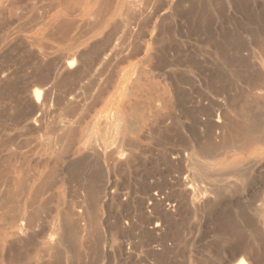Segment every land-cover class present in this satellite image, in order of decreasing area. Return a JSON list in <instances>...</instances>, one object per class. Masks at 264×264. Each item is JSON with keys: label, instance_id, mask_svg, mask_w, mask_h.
<instances>
[{"label": "rangeland", "instance_id": "374dc122", "mask_svg": "<svg viewBox=\"0 0 264 264\" xmlns=\"http://www.w3.org/2000/svg\"><path fill=\"white\" fill-rule=\"evenodd\" d=\"M16 1L0 0V114H4L0 119L10 135L19 136L18 147L24 144L20 146L22 151L34 153L30 162L23 163L22 171L40 176L36 187L52 173L55 182L39 197L38 206L45 213H39L41 231L34 237L37 239L31 238L28 243L26 240L25 248H10L7 243L5 250H0V264H234L241 259L249 264H264V207L260 203L264 195V143L252 149L216 154L223 133L213 128L217 116L241 124L245 120L241 116L246 115V119L255 120L256 137L264 138V0ZM65 1L72 4L65 5ZM85 24L89 30L86 33ZM56 32L60 37L55 36ZM111 40L112 44L108 42ZM98 45L105 50L110 45L114 62L109 58L108 63L112 66L102 62L104 54ZM85 52L91 58L84 56ZM72 55L84 56L87 64L97 55V66L85 63L88 68L94 67L86 70L82 64L78 69H83L84 75L78 71L76 77L66 79L61 66ZM30 57H38L39 61H31ZM49 60L53 62L51 66ZM10 64L14 70H10ZM3 67L6 71H2ZM37 70L51 72L58 89L61 85L63 89L68 87L59 91L55 85V102L76 93L81 96V107L89 106L82 111L75 103V114H81L65 116L74 121L76 141L63 161L57 159V149L50 154L44 145L48 134L56 139L51 129L64 116L54 111L46 117L45 126L38 129L28 125L26 116L18 112L20 105L24 112L28 110L35 89L31 80ZM3 72L5 76L10 74L11 81L9 77V81L2 78ZM27 73L31 76L25 77ZM60 92L65 95L62 99ZM15 108L18 110H12ZM209 146L214 148L207 150ZM88 150L93 151L89 154ZM43 160L49 161L48 168ZM80 200L89 210L95 206V223L100 229L96 228L92 238L72 245L53 242L51 234L62 223L67 209L76 216L91 214L83 211L85 206ZM85 220L83 224L88 222ZM49 245L58 246V251H49Z\"/></svg>", "mask_w": 264, "mask_h": 264}, {"label": "bare ground", "instance_id": "6f19581e", "mask_svg": "<svg viewBox=\"0 0 264 264\" xmlns=\"http://www.w3.org/2000/svg\"><path fill=\"white\" fill-rule=\"evenodd\" d=\"M16 1V0H15ZM34 1V0H33ZM43 1V0H42ZM60 1V0H59ZM82 0H77L76 2L78 3H80ZM103 1V0H102ZM17 2V1H16ZM15 2V3H16ZM18 2H20V1H18ZM22 2V1H21ZM30 2H32V1H30ZM61 2V1H60ZM59 2V3H60ZM68 2V1H67ZM67 2L65 1V5H67ZM75 2V1H74ZM75 2V3H76ZM99 2H101V1H99ZM7 3V2H6ZM39 3V2H38ZM53 3H54V0H53ZM61 3H63V0H62V2ZM68 3H70V2H68ZM75 3H74V7H75ZM165 3V2H164ZM3 4V3H2ZM12 4V3H11ZM32 4V3H31ZM33 4H34V2H33ZM70 4H72V2L70 3ZM70 4H68V6H70L71 7V5ZM108 4V3H107ZM129 4H130V2H129ZM77 5V4H76ZM79 5V4H78ZM108 5H110V4H108ZM143 5H144V3H143ZM156 5V4H155ZM158 5H159V3H158ZM165 5V4H164ZM7 6V5H6ZM26 6V5H25ZM29 5L27 4V7H28ZM32 7H33V5H31ZM59 6H60V4H59ZM67 6V7H68ZM113 6V5H112ZM5 7V6H4ZM11 7H12V5H11ZM110 7V6H109ZM43 8L44 7H42V10H43ZM46 8H47V6H46ZM49 8V7H48ZM72 8V7H71ZM4 9V8H3ZM18 9V8H17ZM25 9V8H24ZM49 9H52V8H49ZM55 9H57V8H55ZM61 9V8H60ZM129 9V8H128ZM146 9V8H145ZM144 9V10H145ZM46 10V9H45ZM52 10H54V9H52ZM52 10H50V11H52ZM66 10V9H65ZM125 10H127V9H125ZM143 10V9H142ZM143 10V11H144ZM14 11H15V9H14ZM17 11V10H16ZM25 11V10H24ZM35 11V10H34ZM34 11H33V13H34ZM37 11V10H36ZM152 11V10H151ZM26 12H28V11H26ZM42 12V11H41ZM40 12V14H43V13H41ZM73 12V11H72ZM135 12H136V10H135ZM139 12H142V11H139ZM154 12V11H153ZM60 13V12H59ZM68 13V12H67ZM127 13V12H126ZM16 14H18V13H16ZM24 14V13H23ZM46 14V13H45ZM129 14V13H128ZM13 15H14V13H13ZM19 15V14H18ZM92 16V15H91ZM33 17V16H32ZM124 17V16H123ZM1 18V17H0ZM44 18V17H43ZM45 19V18H44ZM58 19V18H57ZM64 19V18H63ZM67 19V18H66ZM72 19V18H71ZM101 19H102V17H101ZM2 21H3V19H1ZM0 20V21H1ZM5 20V19H4ZM7 20V19H6ZM5 20V21H6ZM32 20V19H31ZM35 21H36V19H34ZM89 20V19H88ZM128 20H129V18H128ZM8 21V20H7ZM6 21V22H7ZM64 21V20H63ZM139 21V20H138ZM18 22V21H17ZM65 22V21H64ZM67 22V21H66ZM70 22V21H69ZM68 22V23H69ZM126 22V21H125ZM3 24H5L4 22H2ZM8 23V22H7ZM11 23V22H10ZM14 23V22H13ZM26 23V22H25ZM72 23H73V21H72ZM127 23V22H126ZM130 23H132V22H130ZM66 24V23H65ZM71 23H69L68 25H70ZM89 24V23H88ZM100 24V23H99ZM118 24H119V22H118ZM118 24H116V25H118ZM128 24V23H127ZM72 25V24H71ZM84 25V24H83ZM90 25L91 24H89V27H90ZM120 25V24H119ZM130 25V24H129ZM133 25V24H132ZM3 26V25H2ZM5 26V25H4ZM18 26H20L19 24H18ZM148 26V25H147ZM58 27V26H57ZM74 27V26H73ZM82 27V26H81ZM135 27V26H134ZM31 28V27H30ZM56 28V27H55ZM65 28V27H64ZM86 28V24H85V27L83 28V30H85V33H86V30L89 32V30L88 29H85ZM94 28V27H93ZM116 28V27H115ZM130 28V27H129ZM15 29V28H14ZM19 29V28H18ZM54 29V28H53ZM61 29V28H60ZM75 29V28H74ZM73 29V30H74ZM90 29V28H89ZM118 29V28H117ZM17 30V29H16ZM24 30L26 31V29H25V27H24ZM27 30H28V28H27ZM30 30V29H29ZM28 30V31H29ZM66 29H64L63 31L64 32H66L65 31ZM72 30V29H71ZM91 30H92V28H91ZM90 30V31H91ZM119 30V29H118ZM117 30V31H118ZM131 30V29H130ZM137 30V29H136ZM32 31V30H31ZM132 31V30H131ZM135 31V30H134ZM138 31H140V30H138ZM16 32V31H15ZM54 32V31H53ZM59 32V31H58ZM61 32H62V30H61ZM63 32V33H64ZM82 31H80V33H81ZM84 32V31H83ZM82 32V33H83ZM137 32V31H136ZM72 33V32H71ZM80 33H77V36H79L78 34H80ZM131 33V32H130ZM134 33V32H133ZM158 33V32H157ZM55 34H57V35H55V36H58L59 34H60V32H59V34L56 32ZM67 34H68V32H67ZM70 34V33H69ZM69 34H68V36H69ZM142 34V33H141ZM144 34V33H143ZM6 35V34H5ZM4 35V36H5ZM53 35V34H52ZM61 35V34H60ZM60 35H59V37H60ZM64 35H66V34H64ZM81 35V34H80ZM83 35V34H82ZM82 35H81V37H82ZM131 35H132V33H131ZM135 35V34H134ZM7 36V35H6ZM76 35H75V38L77 37ZM126 37H127V35H125ZM133 36V35H132ZM157 36V35H156ZM65 37H67V36H65ZM64 36H63V38H65ZM80 37V36H79ZM78 37V38H79ZM140 37H141V35H140ZM50 38H51V36H50ZM54 38V37H53ZM62 38V39H63ZM77 38V39H78ZM52 39V38H51ZM110 39V38H109ZM133 39V38H132ZM1 40V39H0ZM20 40V39H19ZM58 40H61V39H58ZM74 40V39H73ZM77 41V40H76ZM156 41V40H155ZM64 41H62V43H63ZM109 43H111L112 42V40L111 41H108ZM135 42V41H134ZM158 42V41H157ZM15 43V42H14ZM95 43V42H94ZM106 44H109V43H107V42H105ZM104 43V45H106ZM125 43V42H124ZM21 44V43H20ZM27 44V43H26ZM112 44V43H111ZM110 44V45H111ZM153 44V43H152ZM16 45V44H15ZM18 45V44H17ZM103 45V44H102ZM109 45V46H110ZM126 45V44H125ZM18 46H20V45H18ZM30 46H31V44H30ZM108 46V47H109ZM139 46V45H138ZM22 47V46H21ZM98 47H99V45H98ZM102 47V46H101ZM108 47L106 48V50L102 47V48H100V51H102L101 53H103L104 54V57L102 58V62H104V63H108V60H110L111 59V61H113V59L112 58H110L111 56H110V53L112 52L110 49H108ZM119 47V46H118ZM23 48H25V47H23ZM47 48V47H46ZM97 48V47H96ZM142 48V47H141ZM140 48V49H141ZM91 49V48H90ZM93 49H94V46H93ZM93 49H91V50H93ZM121 49V48H120ZM130 49V48H129ZM133 49V48H132ZM139 49V48H138ZM139 49V50H140ZM261 49H263V48H261ZM34 50V49H33ZM37 50V49H36ZM82 50V49H81ZM88 51V50H87ZM95 51H96V49H95ZM115 51V50H114ZM123 51V50H122ZM125 51V50H124ZM82 52V51H81ZM135 52H136V50H135ZM18 53V52H17ZM34 53H35V51H34ZM38 53V52H37ZM113 53V52H112ZM23 54V53H22ZM48 55H49V53H47ZM79 54V53H78ZM85 54L87 55V52H85L84 53V56H85ZM91 54V53H90ZM94 54V53H93ZM95 54H96V52H95ZM126 54H128V52H126ZM26 55V54H25ZM31 55H33V54H31ZM36 55V54H35ZM40 55V54H39ZM51 55V54H50ZM81 55V54H80ZM128 55H130V52H129V54ZM263 55V54H262ZM30 56V55H29ZM34 56V55H33ZM32 56V57H33ZM42 56V55H41ZM69 56V55H68ZM74 55H72L71 57H73ZM84 56H82V57H80V58H77V57H73L71 60H70V58H68L69 60L67 61H65L64 63H63V65L61 66V70L62 71H66L65 73H66V76H65V78L66 79H69V78H73V77H76V75L78 74V71H79V69H78V67L80 66V65H84V67L86 68V70L88 69H90V68H92V67H90V66H95L94 65V63H96L97 61H98V58L99 57H97V55H95L96 57L93 59L92 58V60H91V62L89 61V63L88 64H90V68H88V64L85 62V60H84ZM87 56H89V54L87 55ZM115 56H116V54H115ZM119 56V55H118ZM117 56V57H118ZM127 56V55H126ZM90 57V56H89ZM93 57H94V55H93ZM114 57V56H113ZM26 58V57H25ZM36 59L38 58V57H35ZM43 58H44V56H43ZM42 58V59H43ZM54 58V57H53ZM52 58V59H53ZM67 58V57H66ZM91 58V57H90ZM110 58V59H109ZM116 58V57H115ZM131 58V57H130ZM10 59V58H9ZM27 59V58H26ZM29 59V58H28ZM27 59V60H28ZM30 59H31V57H30ZM36 59H31V61L33 60V61H35ZM54 59H56V58H54ZM58 59H59V57H58ZM47 60V59H46ZM86 60H87V57H86ZM88 60H90V59H88ZM97 60V61H96ZM115 60H117V59H115ZM3 61H4V59H3ZM6 62H7V60H5ZM24 61H26V60H24ZM38 61H39V58H38ZM51 61V63L49 64L50 66H51V64L53 63L52 62V60H49V62ZM60 61V60H59ZM107 61V62H106ZM23 62V61H22ZM29 62H30V60H29ZM40 62H41V59H40ZM48 62V61H47ZM47 62H46V65H47ZM57 63H58V61H56ZM110 62V61H109ZM114 62V61H113ZM11 63V62H10ZM87 65H86V64ZM116 63V62H115ZM118 63V62H117ZM157 63H158V61H157ZM6 64V63H5ZM8 65H9V63H7ZM6 64V65H7ZM24 64V63H23ZM22 64V65H23ZM31 64H33L32 62H31ZM54 64H55V60H54ZM53 64V65H54ZM99 64V63H98ZM101 64V63H100ZM27 65V64H26ZM26 65H24V66H26ZM46 65L44 66V67H46ZM55 65H57V64H55ZM113 64H111L110 63V65H109V63H108V65L106 64V66H112ZM11 66V67H10ZM10 70H12V68H13V66L10 64ZM35 66V65H34ZM33 66V67H34ZM37 66V65H36ZM50 66H49V68H50ZM97 66V65H96ZM95 66V67H96ZM103 66H105V64L103 65ZM158 66V65H157ZM160 66L162 67V65L160 64ZM6 67V66H5ZM28 67H29V65H28ZM38 67V66H37ZM36 67V68H37ZM40 67L41 66H39L38 68L40 69ZM56 67V66H55ZM154 67H155V65H154ZM35 68V67H34ZM80 68V67H79ZM94 68V67H93ZM92 68V69H93ZM104 68V67H103ZM111 68V67H110ZM158 68V67H157ZM156 68V69H157ZM1 69V68H0ZM4 69V67L2 68V71H6V70H3ZM30 69V68H29ZM51 69H53V70H51V71H54V68L53 67H51ZM58 69V68H57ZM56 69V70H57ZM60 69V68H59ZM13 70H14V68H13ZM35 71H36V69H34ZM43 70V69H42ZM45 70V69H44ZM109 70V69H108ZM112 70V69H111ZM150 70V69H149ZM1 71V70H0ZM20 71V70H19ZM38 71V70H37ZM91 71V70H90ZM139 71V70H138ZM14 72V71H13ZM21 72V71H20ZM30 72V71H29ZM80 72V71H79ZM82 72V73H81ZM81 74H83L84 73V71H83V69L81 70ZM143 72V71H142ZM2 73V72H1ZM4 73V72H3ZM90 73V72H89ZM99 73V72H98ZM101 73V72H100ZM111 73V72H110ZM110 73H107V74H110ZM113 73V72H112ZM122 73V72H121ZM147 73V72H146ZM5 74L6 73H4L3 74V76H2V78H8L9 76H10V74H9V76H5ZM15 75H17L16 74V72L14 73ZM105 74V73H104ZM139 74H141V72L139 71ZM7 75H8V73H7ZM19 75V74H18ZM17 75V76H18ZM28 75V76H27ZM52 74H51V72L50 73H46V71L44 72V71H41V72H36L33 76H32V80L31 81H33V83H34V90H32V92H31V97H30V100H29V102H28V108H26V110L27 111H23V110H21L22 108H21V105H20V107L18 108L19 110H21V111H19L17 108H15V109H12V110H18V112H21V116H26V117H24V118H26L25 120L27 121V124L28 125H30L31 127H33V128H38V129H40V128H42L43 126H45V122H48V121H46L47 119H46V117L48 116V114L50 115L51 113L53 114V112L54 111H56L55 113H57V112H60L61 113V115H63L64 116V118L63 119H59L58 121H59V123L57 124V126H55V128H53V129H51V131L53 132V134H55L57 137H56V139H53V136H50V134H48L49 136V138H48V140L46 141V144L44 145L45 146V149H46V151L48 150L49 152H50V154H52V150L55 148V149H57V151L55 150V152H56V154H57V159H59V160H61L63 157H67V156H65L66 154H68V152H69V149H70V147L72 148V146L74 145V143H75V141H76V135H75V131H74V121L73 120H67V118L68 117H65V116H69L71 113H73V114H75L76 113V110H77V108H75L74 107V105H77V104H75V103H79V105H80V98H81V96L79 95L78 96V94H70V95H68V97H65V95L63 94V92H60V93H62L60 96L58 95V94H56L55 96H59L61 99H62V95H63V97H65L66 99H65V101H57V102H55L54 100H53V94H54V89H56V87H57V84H56V82L53 80V78H52V76H51ZM57 75V74H56ZM84 75V74H83ZM85 75H87V73L85 74ZM90 74H88V76H89ZM101 75V74H100ZM99 75V76H100ZM103 75V74H102ZM144 75V74H143ZM149 75H151V74H149ZM29 76H31V74L29 75L28 73L26 74V76L25 77H29ZM91 76V75H90ZM105 76V75H104ZM140 76V75H139ZM55 77V76H54ZM78 77V76H77ZM84 77H87V76H84ZM120 77V76H119ZM142 77V76H141ZM140 77V78H141ZM144 77V76H143ZM171 77V76H170ZM11 77H9V79H10ZM57 78V77H56ZM64 78V79H65ZM98 78V77H97ZM96 78V79H97ZM100 78V77H99ZM111 78V77H110ZM9 79H7V81H9ZM12 79V78H11ZM11 79H10V81H11ZM24 79V78H23ZM27 78H25V80H26ZM30 79V78H29ZM60 79V78H59ZM78 79V78H77ZM81 79V78H80ZM84 79V78H83ZM88 79V78H87ZM95 79V78H94ZM101 79V78H100ZM100 79H98V80H100ZM1 80V79H0ZM85 80V79H84ZM84 80H83V82H84ZM144 80V79H143ZM4 81H5V79H4ZM87 81V80H86ZM102 81H104V80H101V83H106V81H104V82H102ZM112 81V80H111ZM145 81V80H144ZM20 82V81H19ZM25 82V84L27 83L26 81H24ZM60 82H62V81H60ZM60 82H58V84H61ZM82 82V81H81ZM143 82V81H142ZM174 82V81H173ZM95 83V82H94ZM100 83V82H99ZM108 83V82H107ZM114 83L115 82H113V84L112 85H114ZM151 83V82H150ZM0 84H3L2 82L0 83ZM22 84V83H21ZM74 84V83H73ZM72 84V85H73ZM132 84V83H131ZM134 84V83H133ZM148 84V83H147ZM155 84V83H154ZM29 85V84H28ZM55 85H56V87H55ZM76 85H78V84H76ZM84 86L86 85V84H83ZM103 85H105V84H103ZM106 85H108V84H106ZM149 85V84H148ZM157 85V84H156ZM64 86V85H63ZM88 86V85H87ZM95 86L96 85H94V88H95ZM98 86V85H97ZM96 86V88H98ZM130 86V85H129ZM177 86V85H176ZM10 87H11V85H10ZM15 87V86H14ZM13 87V88H14ZM32 87V86H31ZM92 88H90L89 87V89H93V86H91ZM141 87V86H140ZM149 88H150V86H148ZM256 87V86H255ZM29 88V87H28ZM61 88V89H60ZM59 89L60 90H64L65 91V89L67 88L68 89V87L67 86H65V88L63 89V87H62V85H61V87H60ZM71 88H73V87H71ZM111 88V87H110ZM132 88V87H131ZM134 88V87H133ZM15 89V88H14ZM17 89H18V87H17ZM57 89H58V87H57ZM58 89V90H59ZM66 89V90H67ZM74 89V88H73ZM73 89H72V91H73ZM80 89V88H79ZM99 89V88H98ZM112 89H113V87H112ZM138 89V88H137ZM145 89H146V86H145ZM29 90H31V89H29ZM59 90V91H60ZM86 90V89H85ZM84 90V91H85ZM141 90H142V88H141ZM149 90H152V89H149ZM9 91V90H8ZM23 91V90H22ZM20 92V93H23V92ZM74 91H76V89L74 90ZM82 91V90H81ZM89 91V90H88ZM100 91H101V89H100ZM103 91V90H102ZM137 91V90H136ZM139 91V90H138ZM145 90H143V92H144ZM147 91H148V89H147ZM256 91V90H255ZM16 92V91H15ZM18 92V91H17ZM56 92V91H55ZM78 92V91H77ZM93 92H96L95 90L93 91ZM134 92H135V90H134ZM9 93V92H8ZM59 93V94H60ZM129 93V92H128ZM132 93V92H131ZM135 93H137V92H135ZM135 93H134V95H135ZM142 93V92H141ZM140 93V94H141ZM148 92H146V94H147ZM150 93H151V91H150ZM149 93V94H150ZM255 93V92H254ZM94 94V93H93ZM98 94V93H97ZM145 94V93H144ZM14 95V94H13ZM24 95V94H23ZM138 95V94H137ZM148 95V94H147ZM153 95V94H152ZM255 95V94H254ZM54 96V97H55ZM95 96V95H94ZM141 96V95H140ZM145 96V95H144ZM151 96V95H150ZM167 96V95H166ZM14 97H15V95H14ZM83 97V96H82ZM85 97V96H84ZM83 97V98H84ZM129 97V96H128ZM139 97V96H138ZM143 97V96H142ZM149 97V96H148ZM147 97V98H148ZM177 97V96H176ZM256 97V96H255ZM264 97V96H263ZM56 98V97H55ZM92 99H93V97H91ZM91 98H89V103H90V100H91ZM130 98H132V97H130ZM144 98H146V97H144ZM143 98V99H144ZM1 99V98H0ZM21 99V98H20ZM29 99V98H28ZM87 99H88V97H87ZM128 99V98H127ZM136 99V98H135ZM134 99V100H135ZM150 99H151V97H150ZM154 99H156L155 97H154ZM15 100V99H14ZM96 100H99V99H96ZM131 99H128V101H130ZM133 100V99H132ZM137 100V99H136ZM139 100H141V99H139ZM149 100V99H148ZM152 100V99H151ZM263 100V99H262ZM18 102H19V100H17ZM21 101V100H20ZM84 101V100H83ZM100 101V100H99ZM155 101V100H154ZM4 102V101H3ZM22 102V101H21ZM92 103L94 102L95 104H96V102H95V99H93L92 101H91ZM131 102V101H130ZM144 102H146V101H144ZM153 102V101H152ZM259 102H260V100H259ZM258 102V103H259ZM261 102H263V101H261ZM24 103V102H23ZM84 103H85V101H84ZM91 103V104H92ZM151 103V102H150ZM26 104V103H25ZM126 104V103H125ZM132 104V103H131ZM151 104H154V103H151ZM162 104V103H161ZM259 104H261V103H259ZM1 105V104H0ZM18 105H19V103H18ZM85 106H88V105H86V103L84 104ZM92 105H94V104H92ZM129 105V104H128ZM133 105V104H132ZM144 105H146V104H144ZM10 106H12V105H10ZM138 106V105H137ZM136 106V107H137ZM261 106H264V104H262ZM4 107V106H3ZM15 107H17V105L15 106ZM141 107V106H140ZM151 107L152 106H150V109H151ZM21 108V109H20ZM82 107H81V105H80V109H81ZM89 108V106L87 107V109ZM93 108V107H92ZM126 108V107H125ZM147 108V107H146ZM153 108V107H152ZM1 109V108H0ZM10 109V108H9ZM24 109V108H23ZM84 109H85V107H84ZM83 108H82V111H85V110H87V109H85L84 110ZM242 109H244V108H242ZM2 110V109H1ZM25 110V109H24ZM129 110H131V109H129ZM133 110H135L134 108H133ZM137 110V109H136ZM257 110V109H256ZM264 110V109H263ZM22 111L24 112V113H22ZM125 111H126V109H125ZM127 111H128V109H127ZM142 111V110H141ZM78 112H80V111H78ZM128 112H130V111H128ZM149 112V111H148ZM155 112V111H154ZM246 112V110L244 111V113ZM251 112V111H250ZM15 113H17V112H15ZM135 113V112H134ZM139 113V112H138ZM144 113H146V112H144ZM3 113L1 112V114L0 115H2ZM13 114V113H12ZM11 114V115H12ZM81 113H79L78 115H80ZM126 114H127V112H126ZM243 114V113H242ZM246 114V113H245ZM251 114V113H250ZM4 115V114H3ZM10 115V114H9ZM9 115H8V117H9ZM14 116L13 117H16L17 115L16 114H13ZM55 115V114H54ZM75 115H77V114H75ZM77 115V116H78ZM165 115V114H164ZM253 115V114H252ZM82 116V115H81ZM126 116H128V115H126ZM135 116V115H134ZM166 116H168V115H166ZM166 116H164L165 118H166ZM221 116V115H220ZM245 116L246 115H244V116H241V117H244V121L241 123V124H235V123H231V122H229V121H227V120H225V119H223V118H221V117H219V116H217V118H216V120L214 121V124H213V128L215 129V131H220V133L222 132L223 133V135H222V144L217 148L218 150H217V152H216V154H224V153H228V152H230V151H233L234 149H252V147H255V146H258V145H262L263 143H264V138L263 137H256V135H255V133L254 132H256L255 131V128H257V127H255V122H253V121H255V120H251V119H249L248 117V119H246L245 118ZM251 116V115H250ZM12 117V116H11ZM11 117H10V119H9V121H11V123L13 122V120H11ZM19 117V116H18ZM50 117H51V115H50ZM50 117L48 118L49 120H50ZM60 117V116H59ZM87 117V116H86ZM142 117V116H141ZM161 117H163V116H161ZM238 117V116H237ZM254 117V116H253ZM257 117V116H256ZM20 118V117H19ZM70 118V117H69ZM139 119H140V117H138ZM236 118V117H235ZM250 118H252V117H250ZM255 118V117H254ZM22 119V118H21ZM46 119V120H45ZM258 119V118H257ZM15 120V119H14ZM57 120V119H56ZM80 120H81V117H80ZM93 120V119H92ZM170 120V119H169ZM19 121V120H18ZM51 121V120H50ZM49 121V122H50ZM52 121H53V119H52ZM55 121V120H54ZM205 121V120H204ZM233 121V120H232ZM5 122V121H4ZM106 122V121H105ZM135 123H136V121H134ZM156 122V121H155ZM10 123V124H11ZM14 123V122H13ZM19 122H17V124H18ZM23 123V122H22ZM56 123V122H55ZM262 123V122H261ZM4 124V123H3ZM3 124H2V119H0V250H5V248H6V244L7 243H9L10 245H9V247L10 248H12V247H14V246H18V247H21V246H24L25 244V242H26V240H28L27 241V243L29 242V239H31V238H33L34 239V237H36V236H38V234H39V232L41 231H39V225H38V221H39V218H40V216H39V213L41 212V213H45V211L43 212V211H41V208L38 206V201H39V197H40V195H42L45 191H47L50 187H51V185L53 186L54 184H53V178H54V174L52 173V174H49V176H47V177H43V182H41V183H39L38 185L39 186H37L36 187V183L38 182V180H39V178H40V176L38 175V174H35V173H33V174H31V173H24L23 171H22V166H23V163H25V162H30V159L32 158V156L34 155V153H26V152H24V151H22L21 149L23 148H21L20 146H22V145H24V144H22V145H20L19 147H18V142H19V136H14V135H10V131H9V129L6 127L7 125H5V126H3ZM47 124H49V123H47ZM119 124V123H118ZM117 124V126H119ZM130 124H132V123H130ZM260 124V123H259ZM12 125V124H11ZM52 125V124H51ZM56 125V124H55ZM23 126V125H22ZM52 126H54V124L52 125ZM121 126V125H120ZM124 126V125H123ZM23 128H24V126H23ZM46 128V127H45ZM51 127H47V129H50ZM261 129L263 128V127H260ZM21 129V128H20ZM47 129H45V130H47ZM227 129V131L228 130H230L228 133H226L225 132V130ZM23 130V129H22ZM22 130H20V132L22 131ZM29 130V129H28ZM28 130H27V132H28ZM44 130V131H45ZM76 130V129H75ZM79 130V129H78ZM133 130V129H132ZM258 130H260V129H258ZM258 130H257V132H258ZM263 130H264V128H263ZM42 130H40V132H41ZM48 131V130H47ZM50 131V132H51ZM80 131V130H79ZM88 131V130H87ZM19 132V131H18ZM17 132V133H18ZM19 132V133H20ZM23 132H25V130H23ZM43 132V131H42ZM260 133H262V131L260 130L259 131ZM47 133V132H46ZM112 133V132H111ZM164 133V132H163ZM220 133H218V134H220ZM33 134V133H32ZM147 134V133H146ZM218 134H217V136H218ZM19 135H22V134H19ZM25 135V134H24ZM52 135V134H51ZM84 135V134H83ZM112 135H113V133H112ZM150 135V134H149ZM221 135V134H220ZM260 135V134H259ZM46 135H44V137H45ZM85 136V135H84ZM154 136V135H153ZM47 137V136H46ZM52 137V138H51ZM82 137V136H81ZM86 137H88V136H86ZM219 137V136H218ZM217 137V138H218ZM225 137V138H224ZM39 138V137H38ZM220 138V137H219ZM30 139V138H29ZM145 139H146V137H145ZM216 139V138H215ZM221 139V138H220ZM78 140V139H77ZM97 140V139H96ZM217 140V139H216ZM215 140V141H216ZM219 140V139H218ZM28 141V140H27ZM38 141V140H37ZM80 141H81V139H80ZM94 141V140H93ZM92 141V142H93ZM115 141V140H114ZM196 141V140H195ZM115 142H118V141H115ZM197 142V144H198V141H196ZM217 142V141H216ZM32 143L34 144V141H32ZM36 143V142H35ZM78 143H80V142H78ZM97 143V142H96ZM211 143V142H210ZM43 144V143H42ZM81 144V143H80ZM115 144V143H114ZM117 144H119V143H117ZM199 144H201V142H199ZM198 144V145H199ZM207 144V143H206ZM35 145V144H34ZM38 145V144H37ZM79 145V144H78ZM77 145V146H78ZM208 145V144H207ZM33 146V145H32ZM132 146V145H131ZM130 146V147H131ZM202 146V145H201ZM92 147H96V146H92ZM126 147V146H125ZM217 147V146H216ZM32 148V147H31ZM44 148V147H43ZM117 148H118V146H117ZM199 148V147H198ZM212 148H214L213 146H209V148L207 149V150H212ZM89 149H91V147L89 148ZM103 149V148H102ZM119 149H120V145H119ZM119 149H116V150H119ZM197 149V148H196ZM204 149V148H203ZM99 150V149H98ZM123 150V149H122ZM28 151V150H27ZM32 151V150H31ZM35 151V150H34ZM89 151H93V150H88V153H89ZM96 151V150H95ZM94 151V152H95ZM100 151V150H99ZM114 151V150H113ZM199 151V150H198ZM87 152V151H86ZM85 152V153H86ZM92 153V152H91ZM97 153V152H96ZM111 153V152H110ZM121 153H123V151L121 152ZM125 153V152H124ZM199 153H200V155H202V150H200L199 151ZM206 153V152H205ZM31 154H33V155H31ZM55 153H54V155H56ZM90 154V153H89ZM113 154V153H112ZM114 154L116 155V157L119 159V156H117L118 154H116L115 152H114ZM113 154V155H114ZM136 154V153H135ZM216 154H214L215 156H217ZM100 155V154H99ZM101 155H102V152H101ZM175 155V154H174ZM49 156V155H48ZM70 156V155H69ZM112 156V155H111ZM108 157V156H107ZM114 157V156H113ZM130 157H132V156H130ZM205 157V156H204ZM96 158V157H95ZM97 158H99V157H97ZM207 158H208V156H207ZM211 158V157H210ZM228 158V157H227ZM38 158L36 157V160H37ZM40 159V158H39ZM54 159H56V157H54ZM66 159V158H65ZM79 159V158H78ZM111 159V158H110ZM38 161V160H37ZM61 161H63V160H61ZM70 161V160H69ZM197 161V160H196ZM36 162V161H35ZM34 162V163H35ZM41 162V161H40ZM43 162H44V160H43ZM46 162V161H45ZM44 162V163H45ZM53 162H55L54 160H53ZM114 161H112V163H113ZM121 162V161H120ZM10 163H14V167L13 168H11L10 167ZM109 163V162H108ZM36 164V163H35ZM39 164V163H38ZM47 166H46V168H48L49 167V161L48 162H46L45 163ZM125 164V163H124ZM197 164V163H196ZM32 165V164H31ZM42 165V164H41ZM52 165V164H51ZM56 165V164H55ZM120 165V164H119ZM130 165V164H129ZM34 166V165H33ZM37 166V165H36ZM45 167V166H44ZM51 167V166H50ZM53 167V166H52ZM63 167V166H62ZM72 167V166H71ZM117 167V166H116ZM126 167V166H125ZM42 168V167H41ZM44 169V168H43ZM56 169V168H55ZM73 169V168H72ZM200 169V168H199ZM57 170V169H56ZM50 171H52L51 170V168H50ZM55 171V170H54ZM53 171V172H54ZM24 174H23V173ZM26 172H28V171H26ZM231 172V171H230ZM234 172V171H233ZM56 173V172H55ZM85 173V172H84ZM226 174H227V172H225ZM234 174V173H233ZM56 175V174H55ZM229 175V174H228ZM236 175H238V174H236ZM81 176V175H80ZM220 176V175H219ZM241 178V177H240ZM55 179V178H54ZM198 179H199V177H198ZM55 182V181H54ZM94 183V182H93ZM83 184V183H82ZM96 185V184H95ZM85 186H87V185H85ZM80 187V186H79ZM88 187H89V185H88ZM102 187V186H101ZM77 188V187H76ZM92 188H93V185H92ZM92 188H89V189H92ZM94 189V188H93ZM94 190H96V189H94ZM90 191V190H89ZM90 194V193H89ZM88 194V195H89ZM98 194H99V192H98ZM211 194V193H210ZM92 195V192H91V194H90V196ZM96 195V194H95ZM95 195H93V197H95ZM84 197L86 196V194L85 195H83ZM78 197H80V196H78ZM84 197H83V200H84ZM97 197V196H96ZM101 197V196H100ZM52 198V197H51ZM82 198V197H81ZM91 198H92V196H91ZM202 198V197H201ZM85 199H86V197H85ZM89 199V198H88ZM94 200H95V198H93ZM93 199H89L91 202H93L94 200ZM261 199V198H260ZM93 200V201H92ZM60 201V200H59ZM59 201H58V203H59ZM81 201V200H80ZM79 201V202H80ZM87 201V200H86ZM90 201H88V202H90ZM82 202V201H81ZM80 202V203H81ZM96 202H97V200H96ZM259 202H260V200H259ZM261 205H262V207H264V195L262 196V199H261ZM82 204H84L83 202H82ZM86 204H84V206H85ZM91 205H92V203H91ZM68 206V205H67ZM97 206V205H96ZM87 207V208H86ZM91 207V206H90ZM80 208H84V207H80ZM94 208H95V206H94ZM94 208H92V209H88V206H85V209H83V211H89V213H91V214H89V215H86L85 217L82 215V214H79L78 215V213H77V216L76 215H74V214H72L73 212H71L70 213V211L71 210H68L67 209V211H69V213H67V211H66V214L63 216V218H61L62 219V223L60 224L59 223V226H58V229L57 230H55V232H52V234H51V238H52V240H53V242H56V243H59V244H65V245H67L66 243H68V244H71V243H76V241H78V240H80V239H86L87 240V238L89 239V238H92V236L96 233V231L98 230V229H100L99 227L97 228L96 227V223H95V221H96V215H97V213H96V211L94 210ZM86 209H88V210H86ZM44 210V209H43ZM91 211H93V212H91ZM64 212V211H63ZM79 212V211H78ZM95 212V213H94ZM46 213H47V211H46ZM81 213V212H80ZM86 213V212H85ZM260 213V212H259ZM64 213H62V215H63ZM91 215V216H90ZM93 215H95V216H93ZM62 217V216H61ZM88 219V222H86L85 224H86V226H85V224H83V222L84 221H87V220H85V219ZM44 219V218H43ZM57 220V219H56ZM54 222V221H53ZM97 222V221H96ZM98 225H100V224H98ZM96 228H97V230H96ZM47 229V228H46ZM50 229V228H49ZM53 229V228H52ZM50 231V230H49ZM51 231H53V230H51ZM162 231V230H161ZM51 233V232H50ZM101 233V232H100ZM84 234H86V235H84ZM97 234H99V233H97ZM42 236V235H41ZM56 236V238H55V240H54V237ZM45 237V236H44ZM95 238H98V237H95ZM35 239H37V238H35ZM34 239V240H35ZM84 241V240H83ZM91 241V240H90ZM48 242V241H47ZM46 242V243H47ZM31 243V242H30ZM92 243V242H91ZM95 243V242H94ZM33 244V243H32ZM57 245V244H56ZM64 245V246H65ZM72 245V244H71ZM50 246V245H49ZM48 246V247H49ZM87 246V245H86ZM45 247V246H44ZM73 247H75V246H73ZM23 248H25V246L23 247ZM47 248V247H46ZM56 248V250L57 249H59V247L57 246H55L54 248L53 247H51L50 246V248H49V251H53V249H55ZM15 249V248H14ZM69 249V248H68ZM98 249V248H97ZM30 250V249H29ZM31 250H33V249H31ZM34 251V250H33ZM58 251V250H57ZM40 252V251H39ZM6 253V252H5ZM9 253V252H8ZM34 253V252H33ZM54 253H56V251L54 252ZM76 253V252H75ZM78 253V252H77ZM164 253V252H163ZM12 254H13V252H12ZM40 254V253H39ZM68 254V253H67ZM166 254V253H165ZM1 255L3 256V254L1 253ZM45 255V254H44ZM78 255V254H77ZM81 255V254H80ZM7 256V255H6ZM31 256V255H30ZM9 257V256H8ZM11 257V256H10ZM28 257V256H27ZM38 257H39V255H38ZM37 257V258H38ZM41 257V256H40ZM51 258V257H50ZM13 259V258H12ZM16 259V258H15ZM20 259V258H19ZM28 259V258H27ZM31 259V258H30ZM69 259V258H68ZM234 259H236V258H234ZM248 259V258H247ZM24 260H26L25 258H24ZM63 260V259H62ZM61 260V261H62ZM10 261V260H9ZM18 261H20V260H18ZM29 261V260H28ZM69 261H71V260H69ZM236 261H237V259H236ZM15 262V261H14ZM23 262V261H22ZM47 262V261H46ZM10 263H11V261H10ZM43 263V262H42ZM51 263V262H50ZM8 264V263H7ZM58 264V263H57ZM234 264H249L248 263V261L246 262V261H244V260H239V261H237L236 263H234Z\"/></svg>", "mask_w": 264, "mask_h": 264}]
</instances>
